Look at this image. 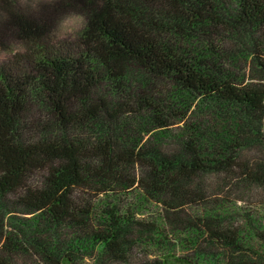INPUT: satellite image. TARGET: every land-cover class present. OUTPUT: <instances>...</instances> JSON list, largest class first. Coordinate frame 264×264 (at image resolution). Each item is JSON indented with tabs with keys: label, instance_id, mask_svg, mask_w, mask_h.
Wrapping results in <instances>:
<instances>
[{
	"label": "trees",
	"instance_id": "obj_1",
	"mask_svg": "<svg viewBox=\"0 0 264 264\" xmlns=\"http://www.w3.org/2000/svg\"><path fill=\"white\" fill-rule=\"evenodd\" d=\"M229 2L64 0L33 16L0 0V31L27 45L0 67V264H73L97 248L123 262L139 245L166 251L156 264H264V208L244 226L220 219L247 186L264 192V86L240 73L253 58L264 76V0ZM68 8L87 19L74 42L52 38L47 22ZM107 86L113 104L95 99ZM39 95L61 139L23 141L20 117ZM205 175L221 178L226 200L205 201L195 184ZM100 198L116 204L97 215L87 200ZM126 198L157 202L167 227ZM173 236L187 255L171 253Z\"/></svg>",
	"mask_w": 264,
	"mask_h": 264
},
{
	"label": "rangeland",
	"instance_id": "obj_2",
	"mask_svg": "<svg viewBox=\"0 0 264 264\" xmlns=\"http://www.w3.org/2000/svg\"><path fill=\"white\" fill-rule=\"evenodd\" d=\"M63 1L64 0H40L39 6L35 7L37 0H10L13 7H15L16 9L18 8L19 10L21 9L22 11H25L27 13H30L33 16H35V14L40 13L43 7L46 6L51 7L59 2L62 3ZM223 2L228 7V9H230L231 3L229 2V0H223ZM232 8L236 9V4H232ZM67 12L82 13L80 10L77 9H71V8L62 9L54 14H51L50 19L47 22L49 23V27L52 32L51 34L52 38H55L60 41L65 40V41L74 42L79 37L85 26L82 29H80V31L77 34L67 38H58L54 32L57 18ZM0 21L2 22L4 21L3 14H0ZM25 52H27V45L19 40L16 33L12 31H8L7 29H3V30L1 29L0 55L4 56V59L0 60V67L9 64L13 60L15 55L21 53L23 54ZM254 63L255 62L253 58L251 59L249 58L246 62H243L241 64L242 70L240 71V73L243 76H245V80H247V82L254 81L255 83H259L264 86V76L258 72V68L254 65ZM101 96H106V98L112 104L117 100H119L118 99L119 95L110 86L99 89L97 92H95V99ZM40 99H43V95H39L36 97L32 96V99L27 106L26 112L20 117V134L22 135L23 141H26V139L31 138V142L33 141L38 142L40 140L49 137V135L51 136L53 135L52 138H57V139H61L63 137L62 132H60L58 129L53 127L54 115L50 104L47 102L46 98L43 99V101L42 100L40 101ZM163 145L167 146L165 147V149H168L170 148V146H173L170 142L169 143L164 142ZM247 155H249L248 156L249 159H251V156L254 155L251 160L256 158L255 153L248 152ZM195 184L197 186H200L207 192V196H206L207 200L205 201L212 203L214 202L219 203L222 201V199H225L221 191V189L223 188L222 181L221 178L218 177L217 175H205L201 178L196 179ZM244 191L246 193L241 192L242 198L240 201L227 200L224 202L226 204V207L229 208V210L228 212H223V214L226 215L221 216L220 218L221 222H224L228 225H233L234 227H240L245 225L246 220L244 217L247 214H252L251 211L262 212L261 209L264 208V192L259 188H255L251 186H247L244 189ZM247 196H252L255 199L251 200ZM83 198H86V196H84ZM102 199L100 198L99 200H87L89 204L95 208V212L97 213V215H99L100 210L104 209L106 205L108 207H113L112 205L116 204V200L114 198L108 200L106 203L104 201V198ZM11 200H12L11 203L13 205L11 204L9 210L11 212H16V214L18 213V215L19 214L22 215L25 210L16 207L14 204L15 201L13 199ZM120 202L122 203L125 202L126 208L127 207L130 208L132 205L133 206L136 205L135 209H137V212L139 213V214L137 213L138 214L137 216H139L140 218H144L149 222H154L155 224H157L155 225L157 228L162 230L163 228L167 227V225L161 221V218L158 215L159 207L155 204L157 202H155L154 200H151L149 204H145V205L133 199L129 200V198H126V200H122V201L120 200ZM211 209H214V207H211ZM184 210L187 214H189V216L194 217V216L203 215L202 210L194 205L185 206ZM218 213L220 212L216 211V214ZM97 215L94 216V219L92 221L96 224L101 223V220L98 219ZM24 217L28 218V215H24ZM259 218L262 221L261 215ZM188 219L189 218L187 217V220ZM179 237L183 238L184 234L183 233L179 234ZM179 243L181 242L176 238V236H173L171 238V241L168 243L171 253L175 256L187 255V250H186L187 248L183 246L185 248L183 249L181 246H178ZM212 251H216L217 253L222 252V250H217V249L215 250L212 249ZM163 252L166 251H164L163 249L162 251H159L158 248L156 247L150 248L145 245H139L138 248L133 250V252L131 251L126 256V259L123 262H116L113 261L111 258L107 257L106 255L102 254L98 248L93 251L89 249H80L77 252V254H75L74 256L73 264H156V260H159ZM100 257H103V259H99ZM12 261H14V263L16 264H34L29 261L28 257L22 255H15L14 260L12 259ZM37 264H49V263L42 262Z\"/></svg>",
	"mask_w": 264,
	"mask_h": 264
},
{
	"label": "clouds",
	"instance_id": "obj_3",
	"mask_svg": "<svg viewBox=\"0 0 264 264\" xmlns=\"http://www.w3.org/2000/svg\"><path fill=\"white\" fill-rule=\"evenodd\" d=\"M40 0H37L35 7L39 6ZM86 24L85 16L78 12H67L58 17L55 24L54 32L58 38H67L77 34ZM4 56L0 55V60Z\"/></svg>",
	"mask_w": 264,
	"mask_h": 264
}]
</instances>
